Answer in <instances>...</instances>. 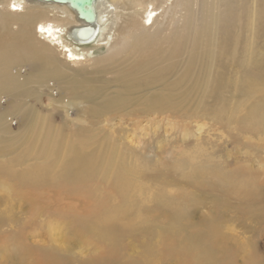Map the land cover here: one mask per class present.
Masks as SVG:
<instances>
[{"label":"rangeland","instance_id":"rangeland-1","mask_svg":"<svg viewBox=\"0 0 264 264\" xmlns=\"http://www.w3.org/2000/svg\"><path fill=\"white\" fill-rule=\"evenodd\" d=\"M176 2L147 50L83 64L3 29L0 68L26 80L0 85V264H195L213 220L230 263L264 264V0ZM36 122L56 138L41 153Z\"/></svg>","mask_w":264,"mask_h":264},{"label":"bare ground","instance_id":"bare-ground-1","mask_svg":"<svg viewBox=\"0 0 264 264\" xmlns=\"http://www.w3.org/2000/svg\"><path fill=\"white\" fill-rule=\"evenodd\" d=\"M188 2L189 0H177L175 10L186 6ZM167 4L168 0H95L96 20L89 22L85 18L80 17L78 10L69 2L53 0H0V64L3 67V29L6 35L8 33L6 40L13 41L11 34L14 33L16 36L19 35V41L24 46L36 45L40 51L36 53L37 56L57 51L63 55L66 61L68 60L73 64H83L93 61L96 57L94 56L96 52L111 49L119 41H122L124 45L128 44L131 49L141 54L143 50H147V47H145L148 38L147 29L156 23L159 16H162L169 10ZM13 25L16 26L15 31L10 30ZM158 49L160 50V48ZM149 54L150 52L144 54L143 57ZM26 55L28 53L24 54V58ZM45 60L49 63L52 59L45 56ZM0 71V85L10 84V86L17 87L26 80L24 77H21L20 73L5 75V72L1 68ZM54 71L59 70L54 69ZM9 73L11 72L9 71ZM246 83L247 86L254 85L248 77ZM8 109L9 107H6L1 114L4 115V112ZM74 121L81 122V119H74ZM32 127L37 129L40 127L39 131L32 132V135H35L33 138L35 140L34 149L38 145V151L41 153L45 150V148L41 147L42 143L54 142L56 139L53 136V128L51 126L47 128L38 126L37 122L36 126ZM43 130L46 131L43 132ZM63 141L66 142L67 147L71 146L70 143L76 142L81 144L82 142L80 136L77 134H68ZM112 150V147L106 148L107 152H111ZM109 154L107 153L106 157L111 156ZM78 155L75 154L74 156ZM186 155L182 154L181 156L185 157ZM67 157L69 156H63L64 159ZM189 160L194 165L195 162L192 161L191 157ZM78 161L81 162L82 157L78 156ZM29 168L25 171L27 179H37L50 175L51 171V166L32 167L30 171ZM79 168L84 169L85 166ZM222 177L221 181L223 183L234 185L233 178L230 175L229 177ZM126 180L129 181V179ZM244 183V180L239 182L242 186ZM135 187L133 193H136L140 197L142 205L153 201L155 190L154 192L148 191L144 195L145 190L143 185L135 184ZM220 229V224L216 220L211 221V249L208 253L202 249L200 256H197L195 259V264H233L230 263L231 258H226L228 251L221 243L220 235L222 233ZM243 251L255 264L254 261L256 259L251 254V251L247 248H244Z\"/></svg>","mask_w":264,"mask_h":264},{"label":"water","instance_id":"water-1","mask_svg":"<svg viewBox=\"0 0 264 264\" xmlns=\"http://www.w3.org/2000/svg\"><path fill=\"white\" fill-rule=\"evenodd\" d=\"M58 2H69L79 12L80 17L85 18L89 22L96 20V12L94 9L95 0H53Z\"/></svg>","mask_w":264,"mask_h":264}]
</instances>
